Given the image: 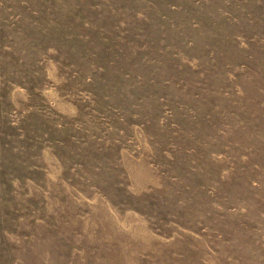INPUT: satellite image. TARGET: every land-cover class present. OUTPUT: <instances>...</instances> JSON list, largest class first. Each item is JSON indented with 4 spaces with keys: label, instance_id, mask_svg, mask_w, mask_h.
I'll return each mask as SVG.
<instances>
[{
    "label": "rangeland",
    "instance_id": "1",
    "mask_svg": "<svg viewBox=\"0 0 264 264\" xmlns=\"http://www.w3.org/2000/svg\"><path fill=\"white\" fill-rule=\"evenodd\" d=\"M0 264H264V0H0Z\"/></svg>",
    "mask_w": 264,
    "mask_h": 264
}]
</instances>
